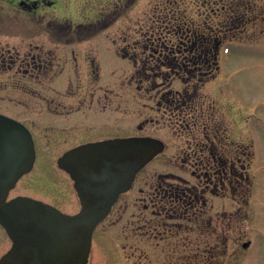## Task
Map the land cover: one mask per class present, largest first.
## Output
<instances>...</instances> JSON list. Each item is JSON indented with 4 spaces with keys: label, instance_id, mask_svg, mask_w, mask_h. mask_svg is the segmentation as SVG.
I'll return each instance as SVG.
<instances>
[{
    "label": "rangeland",
    "instance_id": "rangeland-1",
    "mask_svg": "<svg viewBox=\"0 0 264 264\" xmlns=\"http://www.w3.org/2000/svg\"><path fill=\"white\" fill-rule=\"evenodd\" d=\"M55 1L57 4L52 8L30 13L13 7L16 0H0V40L10 38L8 36L11 34L17 39V48L26 49L30 42H44L42 33L49 31L46 26L50 19L54 20L51 22L66 24L65 31H70L68 25L74 27L80 23L94 24L102 20L92 25V28L76 30L98 34L94 41L81 44L79 48L97 50L98 56L104 53L101 50L113 54H120L119 51L124 54L137 52L142 60V68L146 67L144 77L139 78L138 70L142 68L139 64L138 69L136 57L113 60L114 81L118 82L111 94L112 108L117 121L124 120L125 126L120 130L124 131L126 137L145 134L161 138L169 148L146 166L134 188L121 197L111 215L96 229L95 244L102 251V258H106L105 262L140 264L143 250L138 234L139 189L144 176L173 172L192 182H200V176L193 172L195 164L191 162L201 160V154L204 153L201 145L208 142L206 136L214 142L219 128V134L226 139L227 156L231 155L238 161L242 178L248 174L243 180L248 184L250 195L243 193L246 190L243 185L233 190L227 180L224 193L218 195L217 189L216 193H207L209 216L217 227L218 214H224L226 236L225 247L216 249L219 255L212 261L215 262L213 264H264V0ZM169 2L172 4L169 5ZM248 3L252 5L248 21L239 23L234 33L221 38L219 67L213 77L196 75L185 83L180 77H173L167 83L153 78L154 61L158 59H153L149 54L155 50L152 47L155 43L150 38L154 31L159 30V22L164 26L170 23L167 15H171L173 10L193 24H202L211 30L230 25L229 20L238 16L241 8ZM156 27L158 30H155ZM169 35L167 43L170 47H159L162 56L178 48V38ZM145 48L147 53H143L142 49ZM161 64H156V70L162 73L168 71V61L162 59ZM142 80V89H138L137 82ZM121 81L129 84H122ZM155 85L159 87L156 86L154 91ZM168 89L186 92V95H181L176 105L169 96L165 99L162 95L161 100L164 101L159 104L157 91L164 94ZM139 128H143L141 132ZM44 134L40 125L38 138L41 145L38 148L42 162L12 194H38L51 200L56 198L57 202L66 197L71 204L66 202L65 205L61 204V208L66 206L68 211L74 213L79 209V202L73 180L57 165L61 153L55 145L60 140L57 137L49 139ZM46 141L48 145L44 146ZM185 150L195 153L189 158V163H184V158H176L178 151L182 156ZM199 168L196 170L201 174V165ZM202 182L207 183L204 176ZM193 237L195 239L196 235ZM6 238V232L0 225V239ZM247 242L250 244L245 247ZM163 246L158 249L153 244L145 246L146 264H183L185 252L195 254L198 251L195 246L188 249L179 247L174 262L170 263L167 258L170 249L167 245L166 248ZM198 264H202L201 258Z\"/></svg>",
    "mask_w": 264,
    "mask_h": 264
},
{
    "label": "flooded vegetation",
    "instance_id": "flooded-vegetation-1",
    "mask_svg": "<svg viewBox=\"0 0 264 264\" xmlns=\"http://www.w3.org/2000/svg\"><path fill=\"white\" fill-rule=\"evenodd\" d=\"M56 4L55 0H16L13 7L37 13ZM51 21L54 20L50 19V22L46 23L49 31L42 33L43 43L30 42L28 48L18 49L15 36L10 34V38L0 40V114L20 121L32 133L36 148L34 168L42 162L38 148L41 145L38 138L40 125L43 127L44 137H57V140H60L59 144L55 145L61 153L58 158L68 150L85 143L126 137L124 131L120 130L125 126L124 120L118 122L112 108L111 94L115 83L118 82L114 81L113 60L134 56L138 69L139 64L142 68V60L137 52L129 54L128 50H125L128 53L119 51L120 54H113L111 51L101 50L104 53L98 56L97 50L79 48L81 44L94 41L98 34L76 30L82 27L92 28V25L101 23L102 20L94 24L80 23L74 27L68 25L70 31H65L66 24ZM61 30L64 31L60 32ZM142 50L143 53L148 52L146 48ZM153 51L155 50L149 54L152 55ZM144 68L146 67L139 69V78L144 77ZM153 71V78L158 80L156 65ZM121 82L129 84L127 81ZM142 85L143 80L137 82L138 89H142ZM156 86L159 87L155 85L154 91ZM157 96L159 104L162 103L160 90L157 91ZM142 129L139 128L138 131L141 132ZM219 132L220 129L217 128V138L214 142L211 139L209 141L206 136L208 142L201 145V151L204 152L201 154V160L191 162L195 164L193 172L200 176V182H192L173 172L144 176L139 189L138 234L143 250L140 264H146V245L153 244L156 249L163 245L166 248L167 245L170 249L167 255L170 263L174 262L179 247L188 249L195 246L198 251L195 254L185 252L183 264H198L200 258L202 264H213L215 262L212 260L219 255L216 249L225 247L224 214H218L219 224L216 227L214 219L209 216L207 193H216V189L218 195L224 193L227 181L236 191L240 189L242 176L238 161L231 158V155L227 156L226 139ZM47 143L46 141L44 146H47ZM194 154L191 150H185L181 156L178 151L176 158H184V163H189V158ZM200 165L201 174L196 170ZM27 175L28 173L23 175L18 185ZM203 176L207 183L202 182ZM162 177L164 179H161ZM17 195H28L60 209L61 204H71L66 197L57 202L56 198L51 200L38 194L20 192L13 197ZM62 207L63 211H68L66 206ZM95 243L94 237L89 264H110L111 262H105L106 258H102V251L100 252ZM12 244L8 236L6 240L0 239V259ZM201 249L203 252L199 253Z\"/></svg>",
    "mask_w": 264,
    "mask_h": 264
},
{
    "label": "water",
    "instance_id": "water-1",
    "mask_svg": "<svg viewBox=\"0 0 264 264\" xmlns=\"http://www.w3.org/2000/svg\"><path fill=\"white\" fill-rule=\"evenodd\" d=\"M164 148L161 139L131 136L85 143L64 153L58 164L73 179L81 203L79 212L68 214L28 196L8 199L32 170L36 150L29 129L0 114V224L13 241L0 264H89L95 229Z\"/></svg>",
    "mask_w": 264,
    "mask_h": 264
},
{
    "label": "trees",
    "instance_id": "trees-1",
    "mask_svg": "<svg viewBox=\"0 0 264 264\" xmlns=\"http://www.w3.org/2000/svg\"><path fill=\"white\" fill-rule=\"evenodd\" d=\"M170 4L172 3L169 2V5ZM251 6L252 5L248 3L244 8H241V11L237 14L238 16L232 17V19L229 20L230 25L227 26L225 24L226 26L223 25V28H212L211 30L209 27H205L202 24H193V22L188 21L186 17L183 15L181 16L178 11L175 12L172 9L171 15L173 16L170 14L167 15V20L169 19L170 23H166L164 26V24L162 25V23L159 22L160 31L156 27L155 30L157 29L158 31H154L153 36L150 38V41L155 43L152 46L153 49H155L152 53L153 59H158L154 62V66L156 64L162 66V59H165V61L167 60L169 64L168 71L164 73L157 71V77L162 79L163 83H167L171 81L173 77H180L184 82H188L189 78L196 75L203 78L214 76L219 67V44L222 42V36L234 33L239 23L248 21L247 19L251 16L249 12ZM219 30L221 33L218 32ZM166 32H168V34H166ZM169 34L178 38L176 44L178 48L176 51H172L170 54L166 53V55L162 56L163 54L159 47H170L169 43H167L170 36ZM172 40L173 39H170V41ZM149 69L152 70L151 68ZM181 95L185 96L186 92L181 94L177 91L168 89L166 93L163 94V97L166 99V96H169V99L176 105L177 100H179V98L181 99ZM246 170H248V166H246ZM245 177H247V175H244V178ZM244 178L241 179L240 186L241 188L242 185L245 186L246 190H244L243 193L245 195L249 193L250 195V192H248V184L247 182L245 183L243 180Z\"/></svg>",
    "mask_w": 264,
    "mask_h": 264
}]
</instances>
